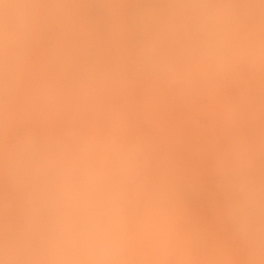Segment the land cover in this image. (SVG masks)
<instances>
[{"label": "rangeland", "instance_id": "obj_1", "mask_svg": "<svg viewBox=\"0 0 264 264\" xmlns=\"http://www.w3.org/2000/svg\"><path fill=\"white\" fill-rule=\"evenodd\" d=\"M13 1L1 0L2 3L0 2V11L3 12L1 13L2 19L4 18L7 22L5 24L4 19L1 20L0 17V21L4 22L0 23V37L5 38L4 41L0 38V42H3V44L0 43V189H2L0 190L2 199H0V246L1 248L6 247L8 251L7 255L6 250L2 252L3 249H0V262L6 264L7 262L8 264H30L31 262H33L31 264H115V262L118 264H136L137 262V264H153L155 260L154 264H198L200 258L198 249L201 248L202 252L205 249L208 251L211 246L205 244L204 241L211 239L210 242L208 241L210 245L214 241L217 243V240L220 242H218V246L215 243L214 246L212 245L213 250L215 248L223 249L222 252L215 250L220 254H217V257L214 255V251V256L209 251L206 252L208 256L212 255V257L207 256L205 259L206 256L203 255V260L207 261L208 259L207 263L209 264L211 262L213 264L220 263V260L225 259L226 254L227 259L222 264H227L229 258L228 264L234 262L237 264V261L239 264L264 263V247H261L264 246V200H262L264 195L260 197L264 194V158H262L264 157L262 156L264 154V145H262L264 144V4H262L264 1L24 0L29 6L26 3L23 4V0ZM249 2L251 4H247ZM10 3L13 5L10 6ZM253 4L258 12L253 8ZM27 6L30 8L28 9ZM243 6H245V10L247 6V10L253 9L256 14L254 12L251 14L252 11H247L250 17L248 14L246 15L245 11L243 14ZM36 8L39 10L37 13L35 12ZM223 8V13L231 10L230 20L228 19L229 12L228 15L224 13L225 16L221 14L220 10ZM22 9L26 11L21 12ZM225 9L227 10L225 11ZM259 11H262V14ZM7 15L10 16L7 17L9 19L5 18ZM237 16H239V20ZM9 20H11L10 23ZM222 20H225L223 24H221ZM238 21H244L241 23L243 26ZM230 22L232 24L228 26ZM234 22L240 24V26L236 24L238 29L244 28L242 32L237 28L236 32ZM11 24L14 26L12 27ZM1 25L3 27L10 26L6 29ZM250 28H252L251 33L249 32ZM8 29L13 31L6 35V32L3 31ZM14 31L19 34L16 35ZM237 34L240 36V40L234 41L238 38L235 36ZM8 36L11 37L10 40H8ZM232 37L235 38L232 40ZM12 39L17 44H14ZM8 42H10L9 45ZM19 42L21 43L19 44ZM248 44L250 48L252 46V49H249ZM13 48L14 51H12ZM15 48L18 49L19 54ZM246 49L248 50L246 51ZM13 53L15 56L18 55L17 57L20 55L26 57L24 59L23 56L17 58ZM20 58L22 60H18ZM15 60L19 61L16 62L18 64L22 61L23 66L20 64V67L15 63ZM11 62L13 64H10ZM36 63L39 64L36 65ZM9 64L10 66L15 64L12 70L9 68ZM42 64L43 67L40 68ZM26 66L28 71L25 69ZM30 69L32 73H30ZM36 69L40 72H36ZM23 70L24 72H22ZM22 77L23 79H21ZM36 121L39 122L36 124ZM42 121L43 124H40ZM35 128H42L41 132H37ZM31 166H35L36 169ZM15 168L16 170H14ZM30 169L31 172H29ZM34 172L38 176H34L32 174ZM21 177H23L22 181H19L18 179ZM27 177L28 179H25ZM30 177L34 178L33 186H37L36 177H39L41 182L37 189L33 186L28 188L30 191H32L31 188L33 191L36 190L35 193L38 190L37 194L31 192L37 198L36 200L34 197L31 201L34 203L35 200V202L42 203L43 206L39 203H34L33 206L29 202L30 199L27 198L31 193L27 194L26 192L25 194L24 190L31 181ZM14 182L17 187L13 186ZM19 182H24L23 186ZM18 185L25 189L17 191L20 187ZM251 189L253 190L251 191ZM257 189L260 193L259 191L256 193ZM6 200L8 202H5ZM22 204H25L26 209ZM67 204L71 206L65 208ZM220 204H222V208ZM38 207L39 209L43 207V209L40 211ZM34 208V215H32ZM217 209L219 213L214 212V215L217 217L221 215L219 217L221 221L214 215L212 217L213 212L211 211L217 212ZM57 211L59 213L61 211L62 214L57 216ZM113 211L121 213L120 216L122 215L123 219L124 217L127 219L126 214L130 213V217L126 221L128 226L131 224L128 220L131 215L134 216L132 217L134 224H131L134 227L132 226V231L128 229L131 232L127 234L124 231L126 235L120 233L112 235L114 234L112 231L109 232L111 236H109L110 234L104 235V231L98 232L97 228L99 227L94 224L95 221L96 223L97 221L99 223L100 219L104 221L103 217H110V214L105 215L108 212L112 214ZM142 211L147 212L150 220L146 217L147 214ZM26 213L28 216L25 217ZM81 213L84 214L81 215ZM139 213H144L141 215H145L150 226L153 221L159 222L157 223L158 227L155 223L150 227L142 221V224H146L145 229L150 228L144 231V228L139 227L140 221L138 223L135 220L140 216ZM154 214L159 217L151 218ZM30 215L31 218H29ZM60 216L62 217L60 218ZM63 216L65 220H63ZM209 216L211 220H209ZM56 217L57 219L53 221V218ZM109 217L108 219H110ZM203 217H206L204 219L209 220V223ZM113 218H111L113 221H121L119 216ZM139 218L142 219V217ZM176 219L178 220L176 221ZM181 219L182 223L179 222ZM212 219L219 224L212 222ZM61 220L62 223H60ZM84 220L86 223L83 222ZM90 220L94 223L92 221L89 223ZM43 221L45 225L42 223ZM123 221L125 222V220ZM166 221L171 228L166 227L168 224ZM172 221L175 224H172ZM201 221L202 223H200ZM19 223H25V225L20 224L23 229L25 228V231L21 227L18 230ZM37 223L41 225V229ZM118 223H122V221ZM195 223L196 225L200 224V226L198 224L197 231L203 230L204 234L197 233L196 229L194 233L191 232L196 227ZM203 223L204 226L208 225L204 227L206 229L202 228ZM220 223L221 228L218 227ZM252 223L257 228H254ZM29 224L33 228L35 227L41 237L34 234L36 231ZM51 224H54V227ZM56 224L60 228L55 226ZM63 224L65 230H63ZM90 224L94 225L90 226ZM248 225L250 228L253 227V233H249V230L245 232ZM44 226H47V229H44ZM211 227L213 231L215 230V234ZM38 228L45 235L40 234ZM53 228L57 235L54 232V234H47L53 231ZM124 228L120 227L121 232ZM159 228L161 231L163 230L162 233L159 232ZM164 228L167 229L164 230ZM187 228L188 230L192 228L189 231L191 235H195H192L194 238L187 234ZM154 229H158V231ZM183 230L186 231L185 235L187 234L186 238L188 237V239H185ZM18 231H22L23 234H19ZM259 231H261V235ZM74 232L76 234H73ZM155 232L160 233L158 234L160 241L155 238ZM178 232L183 233V236ZM208 232L212 233L211 236L208 234L207 238L206 233ZM163 233L165 234L163 235ZM218 233L223 237H218ZM229 234L230 236L235 234L232 235L235 236L234 239L229 237L234 241L225 237ZM250 234H254L256 237L251 235L252 237L249 238ZM21 235L28 238H21ZM43 235L49 239H43ZM241 235L244 238H241ZM55 236L57 239L64 237L63 240H56L58 243L61 242L60 249L58 248L60 251L53 243ZM116 236H118L117 241L114 238ZM152 236L154 237L152 238ZM52 237L53 239H51ZM160 237L169 240L168 243L166 244L164 242L166 239L163 240ZM237 237L241 242L235 239ZM254 237H258L257 239L260 241L257 239L256 241ZM179 238L183 242L182 245ZM253 238L255 242L251 240ZM245 239L247 240L246 245ZM29 240H35L38 249L35 244L32 245L34 242ZM42 240L53 242L45 243ZM229 240L232 242L229 243ZM20 242L21 248L18 244ZM225 242L228 243L226 246ZM42 243L45 244L42 245ZM250 243L252 244L250 245ZM253 243L257 246H253ZM118 244L120 245L119 249H117ZM234 244L239 248L242 245L239 249ZM47 245L52 246L48 248ZM153 245L156 248L151 249ZM166 247L170 250L172 248L173 253ZM233 247L238 252L235 251L236 249L231 251L230 249ZM54 248L57 249L56 253L58 251L59 255L62 252L60 256L56 257L57 259L55 256L58 253H55ZM227 248L230 255L223 252ZM21 249H23V255ZM93 249L95 250L93 251ZM162 249H166L167 255L164 254L165 252L161 253L160 259V256L155 254ZM42 250L46 253L43 254ZM150 250L152 251L150 252ZM248 252L250 255L247 254ZM254 252L261 253V258ZM150 253L153 257L150 256ZM237 253L239 254L237 255ZM133 254L136 257L138 255V260ZM33 256L34 258H31ZM154 256L158 257L154 258ZM168 256L173 257L172 261ZM183 256L185 258L182 259ZM24 257L28 259L30 257V260L27 259L29 262H25L27 260H24ZM189 258L192 259V262L188 261ZM210 258L214 259L210 261ZM242 258L246 259L245 263ZM248 258L251 259V263ZM215 259L218 261L216 262ZM252 259L259 261H252ZM6 260L7 262H5ZM35 260L37 263H34ZM50 260L52 263H49ZM158 261L159 263H156Z\"/></svg>", "mask_w": 264, "mask_h": 264}, {"label": "bare ground", "instance_id": "obj_2", "mask_svg": "<svg viewBox=\"0 0 264 264\" xmlns=\"http://www.w3.org/2000/svg\"><path fill=\"white\" fill-rule=\"evenodd\" d=\"M10 1H11V0H10ZM12 1H13V0H12ZM25 1H26V0H25ZM25 1L23 0L24 3H23V2H22V3L25 4V3H26ZM28 1H29V0H28ZM28 1H27V2H28ZM30 1H32V0H30ZM263 1H264V0H263ZM0 2H1V0H0ZM13 2H14V1H13ZM17 2H19V1H17ZM250 2H251V1H250ZM250 2L247 3V4H251ZM260 2H262V1H260ZM1 3H2V2H1ZM6 3H7V2H6ZM11 3H12V2H11ZM11 3H10V4H11ZM14 3H15V2H14ZM28 3H29V2H28ZM30 3H31V2H30ZM32 3H33V2H32ZM253 3H254V2H253ZM10 4H9V5H10ZM15 4H16V3H15ZM18 4H19V3H18ZM254 4H255V3H254ZM254 4H253V6H254ZM262 4H264V3H262ZM2 5H3V4H2ZM2 5H1V7H2ZM12 5H13V4H11L10 6H12ZM26 5L29 6V4H27V3H26ZM28 6H27V7H28ZM30 6H31V4H30ZM32 6H33V5H32ZM34 6H35V5H34ZM250 6H252V5H250ZM24 7H25V6H24ZM36 7H37V6H36ZM220 7L222 8V7H224V6H220ZM244 7H245V6H243V8H244ZM256 7H257V6H256ZM17 8H18V7H17ZM22 8H23V7H22ZM29 8H30V7H28V9H29ZM31 8H32V7H31ZM37 8L40 9V7H37ZM37 8H36V11H35L36 13H37V11H39V10H37ZM221 8H219V9H221ZM231 8H232V7H231ZM247 8H248V6H247ZM247 8H246V10H245V8L243 9V14H245V13H244V11H245V12H246V15L248 14V16L250 17L249 13H247V11L249 12L250 10H249V9L247 10ZM253 8H255V6H254ZM2 9H3V8H2ZM6 9H7V8H6ZM12 9H13V11H15L14 8H12ZM19 9H20V8H19ZM25 9H26V8H25ZM250 9H251V8H250ZM7 10H8V9H7ZM22 10H23V11H21V12H25V11H26V10H24V9H22ZM217 10H218V9H217ZM226 10H227V9H225V11H226ZM255 10H256V8H255ZM263 10H264V9H263ZM2 11H3V10H2ZM13 11H12V12H13ZM19 11H20V10H19ZM30 11H31V10H30ZM40 11H41V10H40ZM220 11H222V13H221L222 15H224V13H226V12L223 13L224 8H223V10H220ZM230 11H231V10H230ZM230 11H228V12H229V17L227 16L229 20H230ZM233 11H234V10H233ZM251 11H252V12H251ZM251 11H250L251 14H252L253 12L255 13L256 11L258 12V10L253 11V9H251ZM5 12H6V11H5ZM5 12H4V13H5ZM9 12H10V11H9ZM16 12H17V11H16ZM16 12H15V14H16ZM27 12H28V11H27ZM27 12H26V13H27ZM218 12H219V11H218ZM228 12H227V13H228ZM234 12H235V11H234ZM259 12H260V11H259ZM1 13H3V12L0 11V15H1ZM227 13H226V14H227ZM237 13H238V12H237ZM234 14H235V13H234ZM240 14H241V13H240ZM255 14H256V13H255ZM260 14H262V11L260 12ZM5 15H6V14H5ZM19 15H20V14H19ZM227 15H228V14H227ZM235 15H237V14H235ZM238 15H239V13H238ZM14 16H16V15H14ZM22 16H23V15H22ZM27 16H28V15H27ZM224 16H225V15H224ZM241 16H242V15H241ZM253 16H255V15L253 14ZM0 17H1V20L4 19V18L2 19L3 15H1ZM4 17H5V16H4ZM7 17H10V16L7 15L5 18H7ZM18 17H19V16H18ZM28 17H29V16H28ZM28 17H27V18H28ZM227 17H226V18H227ZM242 17H243V16H242ZM261 17H262V16H261ZM25 18H26V17H25ZM221 18H223V17L221 16ZM226 18H225V20H226ZM231 18H232V16H231ZM7 19H9V18H7ZM29 19H30V18H29ZM234 19H235V18H234ZM237 19L239 20V16H237ZM237 19H236V20H237ZM244 19H245V17H244ZM23 20H24V16H23ZM225 20H222V21H221V22H222L221 24H223V21H225ZM231 20H233V19H231ZM4 21L6 22L5 19H4ZM13 21H14V20H13ZM13 21H12V22H13ZM20 21H21V20H20ZM26 21L28 22L27 19H26ZM31 21H32V20H31ZM226 21H227V20H226ZM234 21H235V20H234ZM240 21H241V20H240ZM240 21H238L240 24H241L242 22H244V21H242V22H240ZM10 22H11V20H9V23H10ZM17 22H19V21H17ZM32 22H33V21H32ZM231 22L233 23V21H231ZM231 22H230V24H228V26L232 24ZM235 22H236V21H235ZM235 22H234V23H235ZM0 23H2V22L0 21ZM3 23H4V22H3ZM3 23H2V24H3ZM13 23H14V22H13ZM15 23H16V22H15ZM20 23H21V22H20ZM23 23H24V22H23ZM23 23H22V24H23ZM29 23H31V22H29ZM226 23H228V22H226ZM226 23H224V24H226ZM239 23H235V26H236V24L238 25ZM5 24H7V22H6ZM5 24H4V25H5ZM240 24H239L238 26H240ZM11 25H12V24H11ZM19 25H21V24H19ZM24 25H25V24H24ZM35 25H37V24L35 23ZM241 25H242V24H241ZM1 26H2V28H5V27H6V26L3 27V25H1ZM9 26H10V25H9ZM9 26H8V27H9ZM13 26H14V25H12V27H13ZM26 26H27V24H26ZM29 26L33 27V26L30 25V24H29ZM223 26H224V25H223ZM225 26L227 27V25H225ZM242 26H243V25H242ZM251 26H253V25H251ZM8 27H6V29H7ZM12 27H11V28H12ZM36 27H37V26H36ZM41 27H42V26H41ZM231 27L234 28L233 26H231ZM0 28H1V27H0ZM15 28H16V27H15ZM21 28H22V27H21ZM21 28H20V29H21ZM24 28L27 29L28 27H24ZM34 28H35V27H34ZM229 28H230V27H229ZM236 28L238 29L237 26L235 27V29H236ZM6 29H5V30H6ZM12 29H14V28H12ZM12 29H11L10 31H9V29H8V30H7L8 32L5 31V30H4L3 32H6V35H7V33H9V32L11 33V31H13ZM16 29H17V28H16ZM25 29H23V30H25ZM35 29H38V28H35ZM41 29H42V28H41ZM237 29H236V32H237ZM240 29H241V28H240ZM240 29H238V31H240ZM243 29H244V28H243ZM243 29H241L240 32H242ZM18 30H19V29H18ZM18 30H16V31L18 32ZM251 30H252V28H250V31H249L250 33H251ZM16 31H14V33H15ZM25 32H27V31H25ZM243 32H244V31H243ZM14 33H13V34H14ZM40 33H41V32H40ZM42 33H43V32H42ZM1 34H3V33L1 32ZM15 34L17 35V34H19V33H15ZM15 34H14V35H15ZM24 34H25V33H24ZM25 35H28V34H25ZM30 35H31V34H30ZM38 35H39V34H38ZM3 36L5 37L4 34H3ZM11 36H12V35H11ZM19 36H20V35H19ZM19 36H17V37H19ZM235 36H238V34L235 35ZM24 37H25V36H24ZM26 37H28V36H26ZM239 37H240V36H238V38H237L238 40L236 39V40H234V41H239V40H240ZM0 38H1V40L3 39V41H4V39H5V38H3V37H0ZM8 38H9V36H8ZM10 38H11V37H10ZM10 38H9L8 40H10ZM13 38H14V36H13ZM20 38H21V37H20ZM20 38H19V39H20ZM22 38H23V37H22ZM35 38H37V37L35 36ZM233 38H235V37H232V40H233ZM6 39H7V38H6ZM42 39H43V38H42ZM12 40H13V39H12ZM15 40H16V39H15ZM31 40H32V39H31ZM36 40H37V39H36ZM13 41H14V40H13ZM13 41H12V42H13ZM32 41H33V40H32ZM1 42H2V41H1ZM1 42H0V43H1ZM5 42H6V41H5ZM15 42H16V41H14L13 43H14V44H17V43H15ZM22 42H23V41H22ZM41 42H42V40H41ZM251 42H252V41H251ZM251 42H249V43H251ZM9 43H10V42H8V45H9ZM20 43H21V42H19V44H20ZM31 43H32V42H31ZM2 44H3V42H2ZM6 45H7V43H6ZM6 45H5V46H6ZM22 45H23V44H22ZM34 45H35V44H34ZM237 45H238V44H237ZM252 45H253V44H252ZM3 46H4V45H3ZM17 46H18V45H17ZM20 47H21V46H20ZM41 47H42V46H41ZM237 47H238V46H237ZM248 47H249V44H248ZM5 48H6V47H5ZM8 49H9V47H8ZM15 49H16V48H15ZM249 49H252V46H251V48L249 47ZM253 49H254V48H253ZM4 50H6V49H4ZM10 50H11V49H10ZM247 50H248V49H246V51H247ZM12 51H14V48L12 49ZM12 51H11V52H12ZM27 51H28V50H27ZM251 51H252V50H251ZM253 51H254V50H253ZM16 52H18V49H16ZM42 52H43V51H42ZM241 52H242V51H241ZM241 52H240V53H241ZM243 52H244V51H243ZM249 52H250V51H249ZM254 52H255V51H254ZM9 53H10V52H9ZM23 53H24V52H23ZM23 53H22V54H23ZM27 53H28V52H27ZM34 53H35V52H34ZM34 53H33V54H34ZM36 53H37V52H36ZM240 53H239V55H240ZM244 53H245V52H244ZM250 53H251V52H250ZM13 54H14V53H13ZM16 54H17V53H16ZM18 54H19V52H18ZM20 54H21V53H20ZM24 54H25V53H24ZM31 54H32V53H31ZM5 55H6V54H5ZM34 55H35V54H34ZM48 55H49V54H48ZM242 55H243V54H242ZM250 55H251V54H249V56H250ZM14 56H15V54H14ZM17 56H18V55H17ZM17 56H15V57H17ZM20 56H21V57L23 56V57H22L23 59H24V57H26V56H24V55H20ZM20 56H19V57H20ZM240 56H241V55H240ZM243 56H244V55H243ZM251 56H252V55H251ZM255 56H256V55H255ZM8 57H9V56H8ZM19 57H17V58H19ZM33 57H34V56H33ZM252 57H253V56H252ZM22 58H20V59H18V60H22ZM27 58H28V57H27ZM29 58H30V57H29ZM31 58H32V56H31ZM8 59H9V58H8ZM32 59H33V58H32ZM32 59H29V60H32ZM35 59H36V58H35ZM252 59H254V58H252ZM252 59H251V62H252ZM0 60H1V59H0ZM5 60H6V59H5ZM10 60H11V59H10ZM33 60H34V59H33ZM249 60H250V59H249ZM12 61L14 62V59H13ZM26 61H27V59L25 60V62H26ZM1 62L3 63L4 61H1ZM16 62H19V61L15 60V63H16ZM31 62H32V61H31ZM27 63H29V62H27ZM33 63H34V62H33ZM249 63H250V62H249ZM10 64H13V63L11 62ZM10 64H9V66H10ZM16 64H18V63H16ZM20 64H22V66H23L24 63L21 61ZM20 64H18V65L21 67ZM37 64H39V63H36V65H37ZM29 65H30V64H29ZM9 66H8V67H9ZM13 66H15V64H14ZM13 66L11 65L9 68L12 70ZM31 66H34V65H31ZM31 66H30V67H31ZM26 67H27V66H26ZM42 67H43V64H42V66H40V68H42ZM18 68H19V67H18ZM31 68H32V67H31ZM34 68H35V67H34ZM38 68H39V67H38ZM0 69H1V67H0ZM2 69H3V67H2ZM23 69H24V68H23ZM25 69L27 70L28 67L25 68ZM32 69H33V68H32ZM27 71H28V70H27ZM27 71H25V72H27ZM30 71H31V69H30ZM37 71H38V69H36V72H37ZM22 72H24V70H23ZM22 72H21V73H22ZM33 72H34V71H33ZM39 72H40V71H38V73H39ZM30 73H32V71H31ZM25 74H26V73H25ZM34 74H36V73H34ZM40 74H41V73H40ZM21 75H22V74H21ZM26 75H27V74H26ZM29 75H30V74H29ZM9 76H10V75H9ZM24 76H25V75H24ZM32 76H33V75H32ZM17 77H19V76H17ZM33 77H36V76H33ZM38 78H39V77H38ZM38 78H37V80H38ZM21 79H23V77H22ZM21 79L19 78V82H20ZM35 81H36V80H35ZM32 82H34V81H32ZM40 82H41V81H40ZM34 83H35V82H34ZM41 83H42V82H41ZM29 84H31V83L29 82ZM33 85H34V84H33ZM39 85H40V83H39ZM37 86H38V85H37ZM26 87H27V86H26ZM32 87H33V86H32ZM34 87H35V85H34ZM38 87H39V86H38ZM42 88H43V87H42ZM27 89H28V88H27ZM36 89H38V88L36 87ZM36 91H37V90H36ZM33 94H34V93H33ZM35 94H36V93H35ZM42 95H43V94H42ZM37 113H38V112H37ZM42 115H43V114H42ZM40 117H41V116H40ZM35 120H37V119H35ZM41 120H43V119H41ZM38 122H39V121H38ZM38 122L36 121V124H37ZM40 124H43V121L40 122ZM40 124H38L39 127H40ZM37 127H38V126H37ZM38 129H39V128H38ZM38 129L35 128V130H36L37 132H38V131L41 132V129H42V128L39 129V130H38ZM10 136H11V135H10ZM26 137H27V136H26ZM5 139H6V138H5ZM8 139H9V138H8ZM12 139H13V138H12ZM1 140H2V138H1ZM261 140H262V139H261ZM261 140H260V141H261ZM7 142H8V141H7ZM258 143H259V142H258ZM258 143H257V144H258ZM260 143H261V142H260ZM262 143H263V142H262ZM253 145H256V144H253ZM253 145H252V146H253ZM259 145H260V144H259ZM262 145H264V144H262ZM260 146H261V145H260ZM234 147H235V146H234ZM239 150H240V149H239ZM260 155H261V153H260ZM262 156H264V154H262ZM259 157H260V156H259ZM40 158L43 159L41 156H40ZM262 158H264V157H262ZM262 158H260V159H262ZM250 159H251V158H250ZM252 159H253V158H252ZM253 160H254V159H253ZM22 162H23V160H22ZM24 162H25V161H24ZM158 162H159V160H158ZM251 162H253V161H251ZM163 163H164V162H163ZM158 164H161V163H158ZM12 165H13V164H12ZM30 165H32V164H30ZM24 166H25V165H24ZM58 166H59V165H58ZM9 167H10V166H9ZM9 167H8V170H9ZM31 167H32V166H31ZM34 167H35V166H34ZM34 167H32V168H34ZM37 167L39 168V166H37ZM12 168H14V167L12 166ZM24 168H25V167H24ZM56 168H57V166H56ZM3 169H4V168H3ZM3 169H2V170H3ZM26 169H27V168H26ZM34 169H36V168H34ZM40 169H41V168H40ZM58 169H59V168H58ZM14 170H16V168H15ZM38 170H39V169H38ZM17 171H18V170H17ZM22 171H23V170H22ZM5 172H6V171H5ZM5 172H4V173H5ZM26 172H28V171H26ZM26 172H25V175H26ZM29 172H31V169L29 170ZM39 172H40V170H39ZM51 172H52V171H51ZM4 173H3V175H4ZM20 173H21V172H20ZM54 173H55V172H54ZM61 173H62V172H61ZM6 174H7V173H6ZM12 174H13V173H12ZM23 174H24V173H23ZM28 174H29V173H28ZM32 174H33L34 176H38V174L36 173V174H37V175H36L35 172L32 173ZM32 174H31V175H32ZM47 174H48V173H47ZM52 174H53V173H52ZM29 175H30V174H29ZM48 175H49V174H48ZM39 176H40V174H39ZM2 177H3V176H2ZM4 177H5V176H4ZM46 177H47V176H46ZM57 177H60V175H59V176L57 175ZM22 178H23V177H21L20 179H18V178H17V179H18L19 181H20V180L22 181ZM48 178H49V177H48ZM3 179H4V178H3ZM25 179H28V177L25 178ZM29 179H31V181L29 180L30 182L28 183V185L26 184V185L28 186V187L26 186V187H27L26 190H27L29 187L33 186V179H34V178H31V177H30ZM36 179H37V182L35 181ZM36 179H35L34 181H35V183H36L37 186L34 185L33 187H35V188L37 189V188H39V186L41 185V182H40V178H39V177H36ZM46 179H47V178H46ZM261 179H262V178H261ZM23 180H24V179H23ZM56 180H57V179H56ZM59 180H60V179H59ZM262 180H263V179H262ZM24 181H25V180H24ZM27 181H28V180H27ZM47 181H48V180H47ZM49 181H50V179H49ZM259 181H261V180L259 179ZM51 182H52V181H51ZM51 182H50V183H51ZM62 182H63V181H62ZM62 182H61V183H62ZM231 182H232V181H231ZM19 183H20L21 185L24 184V182H23V183H22V182H19ZM35 183H34V184H35ZM58 183H59V182H58ZM61 183H60V185H62ZM15 184H16V182H14V185H13V186L17 187V185H15ZM17 184H18V183H17ZM55 184H57V183L55 182ZM63 184H64V182H63ZM256 184H258V183L256 182ZM261 184H262V183L260 182V185H261ZM263 184H264V183H263ZM21 185H18V187H19V186H20V187H19V189H17V191H19L20 189L24 188V187H21ZM46 185H47V184H46ZM50 185H51V184H50ZM50 185H49V186H50ZM60 185H59V186H60ZM235 185H237V184H235ZM235 185H234V187H235ZM260 185H259V186H260ZM22 186H23V185H22ZM24 186H25V185H24ZM49 186H47V187H49ZM53 186H54V185H53ZM57 186H58V185H57ZM57 186H56V187H57ZM149 186H150V185H149ZM252 186H253V185H252ZM256 186H257V185H256ZM259 186H258V187H259ZM51 187H52V186H51ZM146 187H147V186H146ZM2 188H3V187H2ZM35 188H34V189H35ZM52 188H53V187H52ZM149 188H152V187H149ZM154 188H155V187H154ZM154 188H153V189H154ZM156 188H157V187H156ZM260 188H261V187H260ZM260 188H259V189H260ZM3 189H4V188H3ZM12 189H13V187H12ZM12 189H11V191H12ZM24 189H25V188H24ZM146 189H147V188H146ZM215 189H216V188H215ZM217 189L219 190V188H217ZM220 189H221V188H220ZM263 189H264V188H263ZM0 190H2V189H0ZM26 190H24V191H25V194H26V192H27V194H29L28 192H30V193H31V192H34V193H35V191H36V190L33 191L32 188H31L32 191H30V189H28L27 191H26ZM48 190H49V189H48ZM144 190H145V189H144ZM144 190H142V191L144 192ZM154 190H155V189H154ZM156 190H157V189H156ZM223 190H224V189H223ZM252 190H253V189H251V191H252ZM5 191H6V190H5ZM5 191H4V192H5ZM13 191H15V190L13 189ZM13 191H12V192H13ZM20 191H21V190H20ZM145 191H146V190H145ZM254 191H255V190H254ZM257 191H259V190L257 189V190H256V193H257ZM6 192H7V191H6ZM37 192H38V190H37ZM37 192H36L35 194H37ZM39 192H40V191H39ZM157 192L160 193V191H157ZM261 192H262V191H261ZM19 193H20V192H19ZM144 193H145V192H144ZM221 193H222V192H221ZM259 193H260V191H259ZM263 193H264V192H263ZM31 194H32V195H31ZM31 194H29V197H27V198L30 199V201H29V199H27L30 203H32V201H33L32 198H34V197L36 198V196L33 195V193H31ZM38 194H39V193H38ZM95 194H98V192H95ZM101 194H102V193H101ZM109 194H110V193H109ZM219 194H220V193H219ZM30 195H31L32 197H31ZM103 195H105V194H103ZM110 195H111V194H110ZM110 195H109V196H110ZM146 195H147V194H146ZM149 195H150V194H149ZM225 195H226V194H225ZM263 195H264V194L260 195V197L263 196ZM24 196H25V195H24ZM27 196H28V195H27ZM39 196H41V195H39ZM150 196H151V195H150ZM226 196L228 197V195H226ZM256 196H257V195H256ZM256 196H255V197H256ZM41 197H42V196H41ZM146 197H147V196H146ZM263 197H264V196H263ZM39 198H40V197H39ZM256 198H257V197H256ZM0 199H1V197H0ZM40 199H43V198H40ZM108 199H109V198H108ZM260 199H261V198H260ZM1 200H2V199H1ZM31 200H32V201H31ZM36 200H37V198H36ZM146 200H147V199H146ZM232 200H233V199H232ZM262 200H264V199H262ZM19 201H20V200H19ZM19 201H18V202H19ZM3 202H4V201H3ZM5 202H8V200H6ZM220 202H221V201H220ZM226 202H227V201H226ZM259 202L262 203L261 201H259ZM0 203H1V202H0ZM34 203L37 204V203H39V202H35V200H34ZM34 203H32V205H33ZM181 203H184V202H181ZM224 203H225V201H224ZM242 203H243V202H242ZM17 204H18V203H17ZM39 204H40V203H39ZM41 204H42V203H41ZM41 204H40V205H41ZM178 204H179V203H178ZM178 204H177V205H178ZM210 204H211V203H210ZM214 204H215V203H214ZM230 204H231V203H230ZM239 204H240V203H239ZM22 205H24V209H26V208H25V204H22ZM65 205H66V204H65ZM181 205H182V204H181ZM220 205H221V208H222V204H220ZM231 205H232V204H231ZM33 206H34V205H33ZM38 206H39V205H38ZM42 206H43V204H42ZM68 206H71V205H68V204H67V206H65V208H66V207L68 208ZM73 206H74V205H73ZM238 206H239V205H238ZM175 207H176V205H175ZM208 207H209V206H208ZM218 207H219V206H218ZM234 207H235V206H234ZM259 207H260V206H259ZM17 208H19V206H17ZM35 208H36V206H35ZM35 208H34L33 211H32V212H33L32 215H34ZM147 208H148V207H147ZM223 208H225V207H223ZM240 208H241V207H240ZM19 209H20V208H19ZM19 209H18V210H19ZM22 209H23V208H22ZM38 209H39V207H38ZM42 209H43V207H42ZM42 209L40 208L39 210L41 211ZM58 209H59V208H58ZM58 209H57V210H58ZM74 209H75V208H74ZM180 209H181V208H180ZM180 209H179V210H180ZM215 209H216V208H215ZM231 209H232V208H231ZM260 209H261V207H260ZM16 210H17V209H16ZM16 210H15V211H16ZM76 210H77V209H76ZM148 210H149V208H148ZM202 210H203V209H202ZM207 210L209 211V209H207ZM223 210H224V209H223ZM232 210H233V209H232ZM232 210H230V211L232 212ZM243 210H244V208H243ZM19 211H20V210H19ZM19 211H18V212H19ZM22 211H23V210H22ZM36 211H37V210H36ZM107 211H108V210H107ZM110 211H111V210H110ZM145 211H146V210H145ZM145 211H142V212H145ZM151 211H152V210H151ZM151 211H150V212H151ZM218 211H219L218 209H217V212H216L215 210H212V211H211V212H213L212 217H213V215H214V212H215L216 214H218V213H219ZM249 211H250V210H249ZM251 211H252V210H251ZM251 211H250V212H251ZM263 211H264V210H263ZM263 211H262V212H263ZM16 212H17V211H16ZM27 212H28V211H27ZM57 212H58V215H57V216H59V214L61 213V211H60V213H59V211H57ZM119 212H121V211H119ZM127 212H128V211H127ZM138 212H139V210H138ZM211 212H210V214H211ZM221 212H222V211H221ZM250 212H249V213H250ZM257 212H258V211H257ZM55 213H56V212H55ZM73 213H74V211H73ZM73 213H72V214H73ZM102 213L104 214V212H102ZM113 213H114V214H113ZM115 213H116V215H115ZM135 213H136V212H135ZM155 213H156V212H155ZM202 213H203V212H202ZM208 213H209V212H208ZM241 213H242V212H241ZM18 214H19V213H18ZM27 214H28V213L25 214V217L28 216ZM39 214H40V213H39ZM61 214H62V213H61ZM76 214H77V213H76ZM79 214H80V213H79ZM82 214H84V213H81V215H82ZM100 214H101V213H100ZM109 214H110V217L107 216V215H109ZM118 214H119V213H118L117 211H116V212L113 211L112 214L108 212V214L105 215V216H107V217H103V218H105L104 221H103V219H102V220H101V219L99 220V223L103 221L101 224H99L98 221H97V223H96V221H95V223H94V221H92V220H90L89 223H91V221H92L94 224H96V225L99 227V228H97L99 231L96 229V232H97V231H98V232H103V231H104V233H105L104 235H107V234L109 235L112 231H114V234H112V235H116L117 233H120V234H123V235L125 234V235H126V233L128 234V232H131V231H132V226H133V225L131 226V224L134 222V221H133V218H132V217H134V216L131 215L130 220H128L129 223H131V224H129V226L131 227V228H130V227L128 226V222H126L127 219L130 217V216H129L130 213H129V214H126L127 219H125L126 217H124V219H123V218H122V215L120 216L121 213H120L119 215H118ZM122 214H124V213H122ZM137 214H138V213H137ZM139 214H140V216H138V218H137V216L135 215V217L138 219V220H137V219H135V220L138 221V223H139V221H140V225H141V226L139 225V227L145 229V228H146V224H147L148 226H150V224L147 223V222H148V221H147V220H148L147 218L150 217V216L147 214V212H145V214H147V216H146L147 218L144 217L145 215L142 216L144 213H143V214H142V213H139ZM141 214H142V215H141ZM222 214H223V213H222ZM11 215H12V214H11ZM19 215H20V214H19ZM86 215H87V214H86ZM86 215H85V216H86ZM92 215L94 216V214H92ZM101 215H102V214H101ZM111 215H112V216H111ZM113 215H114V216H113ZM117 215H118L119 217H121V221H122V223H118V222H121V221L116 222L117 220L113 221V220L111 219L112 217H114L113 219H115V216L118 217ZM152 215H153V214H152ZM202 215H204V213H203ZM206 215H207V214H206ZM40 216H41V214H40ZM50 216H52V215H50ZM66 216H67V215H66ZM96 216H97V215H96ZM99 216H100V215H99ZM124 216H125V214H124ZM155 216H156V217H159V216H157V215L154 214V216H152L151 218H153V217L155 218ZM164 216H165V215H164ZM210 216H211V215H210ZM210 216H209V217H210ZM220 216H221V215H220ZM220 216L217 217V216L214 215V217H217L218 219H219ZM241 216H242V215H241ZM248 216H249V214H248ZM48 217H49V216H48ZM52 217H53V216H52ZM54 217H55V214H54ZM61 217H62V216H60V218H61ZM67 217H68V216H67ZM70 217H71V216H69V218H70ZM79 217H80V216H79ZM89 217H90V216H89ZM108 217H109L110 219H108ZM139 217H142V219L139 218ZM165 217H166V216H165ZM165 217H164V218H165ZM201 217H202V216H201ZM206 217H207V216H206ZM206 217H203V219L206 218ZM29 218H31V215H30ZM34 218H36V217H34ZM49 218H50V217H49ZM60 218H59V219H60ZM64 218H65V217L63 216V220H65ZM100 218H101V217H100ZM143 218H145V219L143 220ZM160 218H162V217H160ZM160 218H159V219H160ZM164 218H163V219H164ZM166 218H167V217H166ZM170 218H171V217H170ZM249 218H250V217H249ZM252 218H254V217H252ZM21 219H22V218H21ZM37 219H40V218H37ZM51 219H52V218H51ZM54 219H57V217H56V218H53V221H54ZM66 219H67V218H66ZM70 219H71V218H70ZM70 219H69V221L71 222ZM88 219H89V218H88ZM90 219H91V218H90ZM106 219H107V220H106ZM167 219H168V218H167ZM203 219H202V220H203ZM207 219H209V218H207ZM221 219H222V218H221ZM25 220H27V219L25 218ZM48 220H49V219H48ZM73 220H74V219H73ZM111 220H112V221H111ZM119 220H120V219H119ZM123 220H125V222H126L127 224H126ZM149 220H150V218H149ZM177 220H178V219H176V221H177ZM195 220H196V219H195ZM197 220H198V219H197ZM204 220H206V219H204ZM209 220H211V217H210ZM209 220H208V221H209ZM214 220H215V219H214ZM219 220H220V219H219ZM252 220H253V219H252ZM254 220H255V218H254ZM16 221H17V220H16ZM23 221H24V220H23ZM35 221H38V220H35ZM40 221H41V220H40ZM44 221H45V220H44ZM44 221L42 222L43 224L45 223ZM46 221H47V220H46ZM55 221H57V220H55ZM87 221H88V220H87ZM142 221H144V223L146 222V224L143 223L145 226L141 223ZM169 221H170V220H169ZM181 221H183V220L181 219L179 222L182 223ZM191 221H192V220H191ZM193 221H194V220H193ZM193 221H192V222H193ZM208 221L206 220L207 223H209ZM220 221H221V220H220ZM250 221H251V220H250ZM250 221H249V222H250ZM19 222H20V221H19ZM27 222H28V221H27ZM31 222H32V220H31ZM47 222H49V221H47ZM50 222L52 223V220H51ZM65 222H66V221H65ZM72 222H73V221H72ZM83 222H85V220H84ZM150 222H151V221H150ZM166 222H167V221H166ZM172 222H173V223H172ZM172 222H171L172 224H175L174 221H172ZM203 222H204V221H203ZM212 222H215V223H216V221H213V219H212ZM13 223H14V222H13ZM39 223H40V222H39ZM42 223H40V224H42ZM53 223H55V222H53ZM60 223H62V220H61ZM60 223H59V224H60ZM67 223H68V222H67ZM67 223H66V224H67ZM77 223H78V222H77ZM85 223H86V222H85ZM112 223H114V224H112ZM135 223H136V222H135ZM154 223H155L156 226H157V223H159V222H155V221H153V223L151 222V226H152V224L154 225ZM164 223H165V222H164ZM164 223H163V225H165ZM167 223H168V222H167ZM176 223H177V222H176ZM183 223H184V222H183ZM200 223H202V221H201ZM204 223H205V222H204ZM204 223L202 224V228H203V229H206V228H204V227H205V226H208V225H205V226H204ZM217 223H218V222H217ZM217 223H216V224H217ZM221 223H222V222H221ZM221 223H220V226H218V227H220V228H221ZM20 224L25 225V223H19V225H18V226H19L18 230L22 228V226H21ZM30 224H31V223H30ZM30 224H29V225H30ZM33 224H34V223H33ZM46 224H47V223H46ZM64 224H65V223H64ZM64 224H63V230H65V229H64ZM71 224H73V223H71ZM83 224H84V223H83ZM94 224H92V225H94ZM119 224H120V225H119ZM121 224L123 225V227H125L124 230H122V232H121V229H120V227L123 228ZM133 224H134V223H133ZM177 224H179V223H177ZM177 224H176V225H177ZM184 224H185V223H184ZM198 224H199V223H198ZM198 224L196 225V223H195V225H196L195 228H193L194 226H193V224H191V226H193V227H192L193 230H192V228H190L189 230H190V231L192 230V231H191L192 233H194L195 229H196V232H197V233L202 232L203 230H201V229H200V230H201L200 232H199V230L197 231V227L199 228V226H200V224H199V226H198ZM205 224H206V223H205ZM210 224H211V222H210ZM210 224H209V226H210ZM213 224H214V223H213ZM213 224H212V225H213ZM218 224H219V223H218ZM249 224L251 225V223H249ZM252 224H253V223H252ZM34 225H36V224H34ZM38 225H39V224L37 223V226H38ZM44 225H45V224H44ZM48 225H49V223H48ZM61 225H62V224H61ZM61 225H60V226H61ZM73 225L76 227L75 224H73ZM88 225H89V224H88ZM92 225L90 224V226H92ZM124 225H125V226H124ZM170 225H171V224H170ZM176 225H175V226H176ZM212 225H211V226H212ZM250 225H248L249 227L247 228V230H245V232H247V231L249 230V231H250L249 233H253V232H252V228H253V227L250 228ZM30 226H31V225H30ZM51 226L54 227V224H53V225L51 224ZM51 226H50V227H51ZM55 226L59 227L58 224H56ZM69 226H70V223H69ZM126 226H127L128 228H127ZM136 226H137V225H136ZM143 226H144V227H143ZM148 226H147V227H148ZM151 226H150V227H151ZM156 226H155V227L153 226V228H156ZM160 226H161V225H160ZM160 226H159V227H160ZM167 226H169V223L166 225V227H167ZM183 226H184V225H182V227H183ZM189 226H190V225H189ZM189 226H187V227L189 228ZM253 226H254V228H257V227H255L254 224H253ZM20 227H21V228H20ZM39 227H40V229H41V225H39ZM46 227H47V226H46ZM46 227L44 226V229H47ZM48 227H49V226H48ZM65 227H66V225H65ZM85 227H86V226H85ZM133 227H134V226H133ZM157 227H158V226H157ZM179 227H180V226H179ZM31 228H33V227L31 226ZM59 228H60V227H59ZM59 228H58V229H59ZM68 228H69V227H68ZM71 228H72V227H71ZM77 228L79 229V226H78V225H77ZM81 228H82V227H80V229H81ZM94 228H96V226H94ZM126 228H127V229H126ZM136 228H138V226H137ZM162 228H163V227H162ZM168 228H171V226H169ZM173 228H174V226H173ZM177 228H178V227H177ZM183 228H184V227H183ZM188 228H187V230H186V231H188L187 234H188V235L190 234L189 236L192 237V235H194V234L191 235V233H190V231L188 230ZM211 228H212V227H211ZM249 228H250L251 230H250ZM16 229H17V227L15 228V231H16ZM24 229H25V228H24ZM24 229L22 228V230H24ZM42 229H43V226H42ZM49 229H50V228H49ZM54 229H55V228H53V231L48 232L47 234H49V233H53V232L55 233ZM69 229H70V228H69ZM74 229H75V228H74ZM74 229H72V230H74ZM128 229H130L131 231H129ZM147 229L149 230L150 228H147ZM147 229H145L144 231H147ZM166 229H167V228H166ZM166 229L164 228V230H166ZM178 229H180V228H178ZM178 229H176V230H178ZM207 229H208V228H207ZM209 229H210V227H209ZM209 229H208V230H209ZM33 230H35V227L33 228ZM33 230H32V231H33ZM61 230H62V229H61ZM61 230H59V231H61ZM66 230H67V229H66ZM76 230H77V229H76ZM82 230H83V228H82ZM82 230H81V231H82ZM100 230H101V231H100ZM140 230H141V229H140ZM151 230L153 231L152 228H151ZM154 230H156V229H154ZM172 230H173V229H172ZM234 230H235V229H234ZM24 231H25V230H24ZM35 231H36V230H35ZM40 231H41V230H40ZM40 231H39V228H38V232H40ZM48 231H49V230H48ZM81 231H80V232H81ZM87 231H88V233H89V230H88V229H87ZM115 231H116V232H115ZM118 231H119V232H118ZM124 231H125L126 233H125ZM142 231H143V230H142ZM156 231H158V229H157ZM178 231H179V230H178ZM180 231L182 232L181 229H180ZM186 231L183 230V233H184V237H185V239H188V237L186 238L187 234L185 235ZM212 231H213V228H212ZM218 231L221 232V230H219V229H218ZM237 231H238V230H237ZM257 231H258V229H257ZM18 232H20V231H18ZM33 232H34V231H33ZM43 232H44V230H43ZM57 232H58V230H57ZM66 232H67V231H66ZM82 232H83V231H82ZM106 232H107V233H106ZM109 232H110V233H109ZM136 232H137V231H136ZM136 232H135V233H136ZM148 232H149V231H148ZM153 232H154V231H153ZM153 232H152V234H153ZM159 232L162 233L163 230L161 231L160 228H159ZM159 232H157V233L155 232V234H156V235L154 234L155 238H158V239H159V236H160V235H158V234H160ZM164 232H165V231H164ZM167 232H168V231H167ZM169 232H171V231H169ZM169 232H168V233H169ZM173 232H175V231L173 230ZM181 232H178V233H181ZM205 232H206V231H205ZM214 232H215V230L213 231V233H214ZM232 232H233V231H232ZM235 232H236V231H235ZM255 232H256V230H255ZM255 232H254V234H255ZM259 232H260L259 234L261 235V234H262L261 231H259ZM13 233H14V232H13ZM21 233L23 234L22 231H21L19 234H21ZM24 233H25V232H24ZM54 233H53V234H54ZM64 233H65V232H64ZM77 233H78V231H77ZM88 233H87V234H88ZM133 233H134V232H133ZM165 233H166V232H165ZM165 233H163V235H164ZM171 233H172V232H171ZM183 233H181L182 236H183ZM211 233H212V232H211ZM211 233H209V232L206 233V234H207V238H208V234L211 236ZM34 234H38L37 231H36ZM40 234H44V233H41V232H40ZM47 234H46V235H47ZM55 234H56V233H55ZM60 234H61V233H60ZM73 234H76V232H74ZM93 234L95 235V233H93ZM120 234H119V235H120ZM129 234H130V233H129ZM175 234H176V232H175ZM202 234H204V233L202 232ZM214 234H215V233H214ZM218 234H219V233H218ZM218 234H217V236H218ZM236 234H237V232H236ZM245 234H247V233H245ZM254 234H250L248 237L250 238V237H252L251 235H254ZM12 235H14V234H12ZM26 235H28L27 232H26ZM38 235H39V234H38ZM44 235H45V234H44ZM44 235H43V239L45 238ZM50 235H51V234H50ZM50 235H48V236H50ZM56 235H57V234H56ZM66 235H68V234H66ZM70 235H71V232H70ZM81 235H82V234H81ZM89 235H90V234H89ZM101 235H103V233H101ZM101 235H100V236H101ZM135 235H136V234H135ZM163 235H162V237H164ZM167 235H168V234H167ZM167 235H166V236H167ZM176 235H177V234H176ZM200 235H201V234H200ZM220 235H221V234H219L218 237H220V238L223 237V236H220ZM223 235H224V234H223ZM232 235H235V234H232ZM232 235L230 236V234H229V236L227 235V236H225V237H226V238L228 237V239H230L229 237H233ZM237 235L240 236L239 233H238ZM255 235L258 236L257 233H256ZM255 235H254V236H255ZM21 236H22V237H21ZM21 236H20L21 238L24 237L23 235H21ZM30 236H31V235H30ZM35 236H36V235H35ZM39 236L41 237V235H39ZM48 236H46V237H48ZM51 236H52V235H51ZM51 236H50V237H51ZM83 236H84V235H83ZM109 236H111V234H110ZM154 236H152V238H153ZM177 236H178V235H177ZM194 236H195V235H194ZM194 236H193L192 238H194ZM197 236H198V235H197ZM204 236H205V235H204ZM215 236H216V235H215ZM31 237H32V236H31ZM66 237H67V236H66ZM70 237H71V236H70ZM70 237H68V238H70ZM80 237H81V236H80ZM104 237H105V236H104ZM117 237H118V236L114 237L115 240H116ZM162 237H160V238H162ZM190 237H189V238H190ZM199 237H200V236H199ZM234 237H235V236H234ZM234 237H233V239H234ZM255 237H256V236H255ZM255 237H254V238H255ZM258 237H259V236H258ZM258 237H257V238H258ZM24 238H25V237H24ZM26 238H28V237H26ZM26 238H25V239H26ZM74 238H75V236H74ZM88 238H89V237H88ZM88 238H86V240H88ZM102 238H103V237H102ZM106 238H108V237L106 236ZM192 238H190V239H192ZM195 238H196V237H195ZM197 238H198V237H197ZM197 238H196V239H197ZM203 238H204V237H203ZM205 238H206V237H205ZM213 238H214V237H213ZM241 238H244V237H242V235H241ZM246 238H247V237H246ZM249 238H248V239H249ZM254 238L251 239V240H254ZM257 238H255V240H256ZM259 238H260V237H259ZM2 239H3V238H2ZM2 239H1V240H2ZM32 239H33V237H32ZM32 239H31V240H32ZM39 239H40V238H39ZM41 239H42V238H41ZM47 239H49V238H45V240H47ZM51 239H53V237H52ZM63 239H64V237H63ZM63 239H61V238H58V239H57V237L55 236L54 239H53V241L55 240V242H53V241H51V242H53V243L55 244L56 248L58 249V248L60 247V243H61V242L58 243V241H56V240H59V241H60V240H63ZM65 239H67V238H65ZM71 239H72V238H71ZM82 239H83V238H82ZM95 239H96V237H95ZM98 239H99V238H98ZM98 239H97V241H98ZM119 239H120V238H119ZM119 239H118V240H119ZM162 239H163V238H162ZM164 239H166V238H164ZM164 239H163V240H164ZM180 239H181V238H179V240H180ZM190 239H189V240H190ZM196 239H194V241H196ZM214 239H215V238H214ZM224 239H225V238H224ZM235 239H237L238 241L240 240V238L238 239V237L235 238ZM15 240H16V239H15ZM19 240H22V239H19ZM31 240H29V241H31ZM45 240H42V242H44ZM75 240H78V239H75ZM80 240H81V239H80ZM84 240H85V239H84ZM100 240H101V239H100ZM104 240H106V239H104ZM108 240H110V239H108ZM154 240H155V239H154ZM154 240H152V241H154ZM163 240H162V241H163ZM199 240H200V238H199ZM209 240H211V239H207V241H204V242H206L205 244H209V246H211V247H212V245L214 246V243L217 245L218 242H219V241L217 240V238H216L217 243L214 241L213 244L210 245V243H209L210 241H209ZM226 240H227V239H226ZM230 240H232V238H231ZM230 240H229V243H231L232 241H234V240H232V241H230ZM245 240H246V239H245ZM245 240H244V241H245ZM255 240H254V242H255ZM257 240L260 241L259 239H257ZM257 240H256V241H257ZM2 241H3V240H2ZM26 241H27V240H26ZM34 241H35V240H34ZM34 241H31V242H34ZM40 241H41V240H40ZM40 241H39V242H40ZM66 241H67V240H66ZM73 241H74V240H73ZM88 241H90V240H88ZM116 241H117V240H116ZM156 241H157V239H156ZM158 241H160V239H159ZM162 241H161V242H162ZM168 241H169V240H168ZM168 241H167V239H166V241H164V242L167 244ZM183 241H184V240H183ZM186 241H187V240H186ZM186 241H185V243H188V242H186ZM194 241H191V242L193 243ZM208 241H209V242H208ZM220 241H221V239H220ZM222 241H223V240H222ZM244 241H243V242H244ZM46 242L51 243V242H49V241H45V243H46ZM109 242H110V241H109ZM154 242H155V241H154ZM180 242H181V240H180ZM197 242H199V241H197ZM197 242H195V243H197ZM204 242L201 241V243H204ZM236 242H237V241H236ZM239 242H241V241H239ZM249 242H250V241H249ZM23 243H24V242H23ZM26 243H27V242H26ZM28 243H29V242H28ZM45 243H42V245L45 244ZM48 243H47V244H48ZM53 243H52V245H53ZM72 243H73V242H72ZM116 243H117V242H116ZM116 243H115V245H116ZM119 243H121V242H119ZM122 243H123V242H122ZM159 243H160V242H158V244H159ZM165 243H164V244H165ZM192 243H191V244H192ZM219 243H220V242H219ZM221 243H222V242H221ZM237 243H238V242H237ZM244 243H245V245H246V244H247V240H246V242H244ZM244 243H242V244L244 245ZM258 243H259V242H258ZM4 244H5V243H4ZM18 244H20V245H19V247H20V246H21V242L18 243ZM34 244H35V242H34L32 245H34ZM39 244H40V243H39ZM62 244H63V243H62ZM81 244H82V243H81ZM182 244H183V242H181V245H182ZM227 244H228V243L225 242V246H226ZM242 244H241V245H242ZM251 244H252V243H250V245H251ZM253 244H254V243H253ZM261 244H262V242H261ZM29 245H30V244H29ZM35 245H36V244H35ZM52 245H51V246H52ZM78 245H79V243H78ZM78 245H77V246H78ZM92 245H93V243H92ZM115 245H114V246H115ZM159 245L162 246V244H159ZM159 245H156V246L159 247ZM186 245H187V244H186ZM186 245H183V246H186ZM193 245H195V244H193ZM198 245H199V244H198ZM216 245H215V247H216ZM223 245H224V244H223ZM223 245H220V246L223 247ZM231 245H232V244H231ZM241 245H240V248H241ZM248 245H249V244H248ZM255 245H256V244H254L253 246H255ZM259 245H260V243H259ZM25 246H26V245H25ZM30 246H31V245H30ZM37 246H38V245H36V248L38 249ZM44 246H45V245H44ZM47 246H49V245H47ZM51 246H49L48 248H50ZM53 246H54V245H53ZM61 246H62V245H61ZM67 246H69V245H67ZM67 246H66V247H67ZM75 246H76V244H75ZM98 246H99V244H98ZM169 246H171V245H169ZM172 246H173V245H172ZM172 246H171V247H172ZM183 246H182V247H183ZM195 246H196V245H195ZM200 246H201V245H200ZM200 246H199V247H200ZM206 246H207V245H206ZM209 246H208V247H209ZM217 246H218V245H217ZM225 246H224V247H225ZM234 246H237V245L234 244ZM256 246H257V245H256ZM33 247H34V246H33ZM41 247L43 248V246H41ZM71 247H72V246H71ZM84 247H85V246H84ZM119 247H120V245L118 244L117 249H119ZM123 247H124V245H123ZM153 247H154V245L151 247V249H152ZM158 247H157V248H158ZM188 247H190V246H188ZM193 247H194V246H193ZM211 247H209L210 249H209V248H207V249H209L208 251H209L210 254H212V255H213V253L215 252L214 255H216V257H217V254H219V253H216L215 250L217 249V252H218L219 250H221L220 252H222V249H223V248H221V249L218 250V248H215V250H213L214 248H211ZM227 247H228V246H227ZM261 247H264V246H261ZM20 248H21V247H20ZM39 248H40V247H39ZM56 248L53 249V250H55V253H56V250H57ZM64 248H65V247H64ZM64 248H63V249H64ZM69 248H70V247H69ZM154 248H156V247H154ZM154 248H153V249H154ZM161 248H162V247H161ZM166 248H168V247H166ZM173 248H175V247H173ZM183 248H185V247H183ZM202 248H203V247H202ZM219 248H220V247H219ZM236 248H239V247L237 246ZM236 248L233 247V249H230V250H231V251H232V250L234 251ZM240 248H239V249H240ZM242 248H244V247L242 246ZM249 248H250V246H249ZM249 248H248V249H249ZM0 249H3L2 252H5L6 247H5V248H1V246H0ZM34 249H35V248H34ZM45 249H46V251H47L46 246H45ZM59 249H60V248H59ZM59 249H58V250H59ZM61 249H62V247H61ZM72 249L74 250V249H76V248H73V247H72ZM82 249H83V248H82ZM120 249H121V248H120ZM159 249H160V248H159ZM185 249H186V248H185ZM196 249H198V248H196ZM196 249H195V251H196ZM200 249H201V248H200ZM200 249H198L199 254H200L199 263H198V262H197V263H198V264H206L207 261H208V259H207V261L203 260V258H204L203 255L205 254L204 256H206V257H205V259H206L207 256H208L206 252H208V251H207L206 249H205L206 251L202 249V250H203V252H202ZM239 249H238V250H239ZM245 249H246V248H245ZM22 250H23V249H21V253H22ZM48 250H49V249H48ZM64 250H66V249H64ZM68 250H69V249H68ZM76 250H77V249H76ZM76 250H75V251H76ZM79 250H81V249H79ZM85 250H86V249H84V251H85ZM94 250H95V249H93V251H94ZM163 250H164V249L159 250V253H157V254H155V252H154V254H155V255H158V256H160L161 253L163 254V252H165L164 254H166V251H165L166 249H165L164 251H163ZM168 250H170V249L168 248ZM168 250H167V251H168ZM211 250H212V253H211ZM35 251H37V250H35ZM38 251H39V250H38ZM42 251H43V250H42ZM59 251H60V250H59ZM70 251H71V249H70ZM87 251H88V250H87ZM151 251H152V250H150V252H151ZM170 251H172V248H171ZM170 251H169V254H170ZM174 251L176 252V249H174ZM200 251H201V253H200ZM213 251H214V252H213ZM227 251H228V248H227L226 251L223 250V252H226V253L229 254L230 251H228V252H227ZM235 251L238 252L237 249H236ZM252 251H253V250H252ZM6 252H7V255H8V251H7V250H6ZM25 252L28 253L27 251H25ZM43 252H44V251H43ZM47 252H48V251H47ZM63 252H66V251H63ZM77 252H78V250H77ZM85 252H86V251H85ZM184 252H185V251H184ZM239 252H240V251H239ZM249 252H250V251H249ZM249 252H248L247 254L250 255ZM256 252H257V251H256ZM256 252H254V253H256ZM23 253H24V252H23ZM23 253H22V255H23ZM45 253H46V252H44L43 254H45ZM52 253H54V252H52ZM52 253H51V254H52ZM57 253H58V251H57ZM57 253H56V254H57ZM61 253H62V252H61ZM61 253H60V255H61ZM167 253H168V252H167ZM172 253H173V251H172ZM176 253H177V252H176ZM195 253H196V252H195ZM231 253H233V252H231ZM234 253H235V252H234ZM243 253H244V252H243ZM254 253H253V254H254ZM47 254H48V253H47ZM51 254H50V255H51ZM56 254H55V255H56ZM65 254H66V253H65ZM67 254H68V253H67ZM67 254H66V255H67ZM77 254H78V253H77ZM83 254H84V253H83ZM150 254H151V253H150ZM238 254H239V253H237V255H238ZM256 254H258L259 256L261 255V253L259 254V252L256 253ZM3 255H4V254H3ZM30 255H32V254H30ZM30 255H29V256H30ZM60 255H59V253H58V255H56L55 258H56L57 256H60ZM71 255H72V254H71ZM73 255H74V253H73ZM73 255H72V256H73ZM133 255H134V254H133ZM148 255H149V253H148ZM166 255H167V254H166ZM170 255H171V254H170ZM184 255H186V254H184ZM212 255H210V256H208V257H212ZM214 255H213V256H214ZM219 255H220V254H219ZM223 255H224V254H223ZM226 255H227V254H226ZM226 255L224 256L225 259H227V258H226ZM229 255H230V254H229ZM232 255H233V254H232ZM232 255H231V256H232ZM234 255H235V254H234ZM234 255H233V256H234ZM254 255H255V254H254ZM258 255H257V256H258ZM5 256H6V254H5ZM17 256H18V255H17ZM24 256H27V255H24ZM62 256H64V255H62ZM72 256H71V257H72ZM82 256H83V255H82ZM134 256H135V255H134ZM140 256H142V255H140ZM150 256L153 257L152 254H151ZM150 256H149V257H150ZM158 256H154V258H155V257H158ZM172 256H174V255L172 254ZM177 256H178V253H177ZM191 256H192V255H191ZM195 256H196V255H195ZM240 256H241V254H240ZM251 256H253V255H251ZM64 257H65V256H64ZM135 257H136V256H135ZM168 257L171 258L170 260L172 261V258H173V257H170V256H168ZM180 257H181V256H180ZM186 257H188V256H186ZM189 257H190V256H189ZM196 257H197V256H196ZM198 257H199V255H198ZM216 257H214V258H216ZM235 257H236V256H235ZM262 257H263V256H262ZM4 258H5V257H4ZM4 258H2V259H4ZM18 258H19V257H18ZM31 258H34V256L31 257ZM60 258H61V257H60ZM74 258H75V257H74ZM76 258H77V257H76ZM133 258H134V257H133ZM136 258H137V260H138V255H137ZM175 258H176V256H175ZM175 258H174V260H175ZM183 258H185V257L183 256L182 259H183ZM191 258H192V257H191ZM214 258H212V259H214ZM231 258H232V257H231ZM240 258H241V257H240ZM240 258H239V259H240ZM252 258H253V257H252ZM260 258H261V256H260ZM8 259H9V258H8ZM25 259L27 260L28 258L24 257V260H25ZM56 259H57V258H56ZM56 259H55V261H56ZM67 259H68V258H67ZM141 259H142V258H141ZM147 259H149V258H147ZM160 259H161V256H160ZM163 259H164V258H163ZM165 259H166V258H165ZM176 259H177V258H176ZM180 259H181V258H180ZM180 259H179V260H180ZM182 259H181V261H183ZM196 259H197V258H196ZM212 259L210 258V261H211ZM219 259H220V258H219ZM225 259H224V260H225ZM229 259H230V258H229ZM229 259L227 260V264L229 263L228 261H230ZM242 259H243V260H242L243 263H245V260H246V259H244V258H242ZM18 260H19V259H18ZM22 260H23V259H22ZM22 260H21V262H22ZM24 260H23V261H24ZM28 260H30V257H29ZM28 260L25 261V262H29ZM39 260H40V259H39ZM41 260H42V259H41ZM48 260H49V259H48ZM62 260H63V259H62ZM62 260H60V261H62ZM64 260H66V259L64 258ZM134 260L137 261L136 259H134ZM134 260H132V261H134ZM139 260H140V259H139ZM156 260H157V259H156ZM158 260H159V258H158ZM174 260H173V261H174ZM187 260H188V259H187ZM190 260H191V262H192V259L189 258L188 261L190 262ZM194 260H195V259H194ZM194 260H193V261H194ZM215 260H216V259H215ZM222 260H223V259H222ZM224 260H223V261L220 260V263H218V264H222V262H224ZM233 260H235V259H233ZM248 260H250V263H251V259L248 258ZM248 260H247V261H248ZM253 260L255 261V260H258V259H252V261H253ZM32 261H33V260H32ZM53 261H54V260H53ZM70 261H71V260H70ZM159 261H160V260H159ZM159 261L156 262V263H159ZM177 261H178V260H177ZM217 261H218V260H216V262H217ZM231 261H232V259H231ZM236 261H237V260H236ZM258 261H259V260H258ZM1 262H2V261H1ZM1 262H0V263H1ZM5 262H7V260H6ZM21 262H20V263H21ZM64 262L66 263V261H64ZM64 262H61V263H64ZM72 262H73V261H72ZM145 262L147 263V260H145ZM150 262H152V260H150ZM178 262H179V261H178ZM189 262H188V263H189ZM203 262H204V263H203ZM232 262H233V261H232ZM248 262H249V261H248ZM23 263H24V262H23ZM31 263H33V262H31ZM31 263H30V264H31ZM34 263H37L36 260L34 261ZM49 263H52L51 260H50ZM113 263H114V262H113ZM116 263H117V262H115V264H116ZM135 263H136V262H135ZM137 263H138V262H137ZM137 263H136V264H137ZM154 263H155V260H154ZM154 263H153V264H154ZM163 263H164V261H163ZM167 263H168V262H167ZM214 263H215V262H214ZM240 263H242V262H240ZM252 263H254V262H252ZM252 263H251V264H252ZM255 263H256V262H255ZM257 263H258V262H257ZM257 263H256V264H257ZM2 264H6V263H3V262H2ZM7 264H8V262H7ZM25 264H26V263H25ZM27 264H28V263H27ZM52 264H53V263H52ZM68 264H69V263H68ZM72 264H73V263H72ZM90 264H92V263H90ZM117 264H118V263H117ZM133 264H134V263H133ZM139 264H140V263H139ZM150 264H151V263H150ZM169 264H170V263H169ZM172 264H173V263H172ZM179 264H180V263H179ZM207 264H209V263H207ZM211 264H213V263L211 262ZM232 264H235V262L232 263ZM237 264H239L238 261H237ZM245 264H246V263H245ZM248 264H249V263H248ZM259 264H261V263H259ZM262 264H264V263L262 262Z\"/></svg>", "mask_w": 264, "mask_h": 264}]
</instances>
